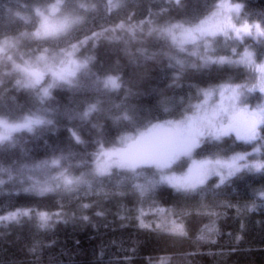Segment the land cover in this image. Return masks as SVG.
<instances>
[{
	"label": "trees",
	"instance_id": "obj_1",
	"mask_svg": "<svg viewBox=\"0 0 264 264\" xmlns=\"http://www.w3.org/2000/svg\"><path fill=\"white\" fill-rule=\"evenodd\" d=\"M221 1L0 0V41L16 39L0 58V116L44 121L0 141V218L28 211L0 220V264H264V170L212 174L191 189L155 181L153 165L94 171L102 148L153 122L183 118L204 88L229 79L227 65L203 60L227 55L237 41L217 36L208 48L200 45L206 58L182 60L169 54L164 38L156 39L158 29L200 20ZM227 1L243 6L246 20L264 24V0ZM51 6L57 7L51 16L68 21L66 30L34 35L40 12ZM84 38L90 39L77 56L87 63L77 83L48 86V96L25 84L11 65L10 59L39 61L43 51ZM244 44L264 58V42ZM108 76L119 77L118 87L101 84ZM231 140L206 141L170 170L183 169L190 157L214 159L249 148L228 145ZM51 158L61 161L66 178L43 191L26 173Z\"/></svg>",
	"mask_w": 264,
	"mask_h": 264
},
{
	"label": "rangeland",
	"instance_id": "obj_2",
	"mask_svg": "<svg viewBox=\"0 0 264 264\" xmlns=\"http://www.w3.org/2000/svg\"><path fill=\"white\" fill-rule=\"evenodd\" d=\"M224 3L236 4L222 0L212 12L200 20L172 22L169 26L158 29V38L156 39L159 43V40L161 41L159 36L164 38L163 40L167 41L171 50L169 54L172 53L173 57H177L174 54H179L182 60L187 59L190 54L201 55L202 58H206L205 55L207 54L202 52V55L199 47L202 44L204 48L206 46L208 48L212 38L217 36H221L224 41L228 39L237 41L227 55H220L218 59L208 57L203 60V64L206 65L217 62L227 65L231 74L230 80H228L230 82H224L216 87L204 88L202 98L197 102L193 112L183 118L153 122L136 133L123 135L117 144L102 148L96 156V164L94 165L96 173L102 175L114 167L135 169L143 165H153L154 171L158 173L155 181L173 186L182 178H187L193 182L197 181L205 169L211 170L207 178L212 174L218 175L219 178H226L240 170L253 172L264 170V167H257L258 165L264 166V58L258 59L248 44H244L245 39L249 43L264 42V37L258 36L254 27L251 37L243 36V34L237 37L231 29H228L226 33L216 31V25L222 24L225 18H231L233 23L237 21L242 23L246 20L242 16V9L240 12H236L221 8L220 5ZM56 10L57 7L51 6L47 11L40 12L39 26L34 35H54L66 30L67 20L58 16L57 18L51 16L55 15ZM249 22L252 25L259 23L252 20ZM126 26L129 28V24ZM207 29L216 31V34L212 35ZM94 36L96 37L97 34L90 37ZM89 39L84 38L67 48L51 53L43 51L38 56L39 61L25 58L22 62H14V59H10V62L12 67L21 74L25 84L37 88L40 93L48 96V86L51 87L58 83L74 86L77 83H74L76 74L87 63L86 57L79 58L77 54ZM15 41V38H5L0 41V58L9 55L7 50L16 44ZM190 45L192 48L188 50ZM186 50L188 51L185 53ZM101 84L107 88H115L120 84V79L118 76L104 77L101 79ZM43 123L44 121L33 116L25 115L16 120L0 116V141L10 139L11 133L16 129L20 128L32 132ZM237 127L241 130V136L245 135L248 129L254 127L255 138H238ZM229 128L232 130L227 131L226 134L221 131ZM228 138H232L228 145L241 143L242 145H249V148L247 150L240 149L226 157L214 159L190 157L183 169L170 170L181 158L190 156L194 149L202 143L210 140L226 141ZM157 152L161 153L159 164L156 161L146 162ZM239 156H244V159H237ZM65 173L66 169L62 166L61 161L51 158L40 160L31 165L26 177L31 179L36 187L44 191L51 187L53 181L65 179ZM170 177L175 179L169 182L168 178ZM199 184L201 183H195V187ZM18 210L21 211L20 215L8 218ZM23 210L25 209L11 211L3 215L0 220L17 218L23 215Z\"/></svg>",
	"mask_w": 264,
	"mask_h": 264
},
{
	"label": "snow or ice",
	"instance_id": "obj_3",
	"mask_svg": "<svg viewBox=\"0 0 264 264\" xmlns=\"http://www.w3.org/2000/svg\"><path fill=\"white\" fill-rule=\"evenodd\" d=\"M221 8H225L228 9L230 11H236V12H240L242 9V5L240 3H236L235 5H231L228 3H224L220 5ZM264 24L262 23H256L254 25H252L249 20H244L242 23L240 21H237L236 23L232 22L231 18H225L224 22L222 24L216 25V31H224L226 33V31L228 29H231L233 32L236 33L237 37H240L242 34L243 36H248L251 37L253 35V27L255 28V32L258 36L264 37V26H262ZM208 32H210L212 35L216 34V31H211L209 29H207ZM247 55V53H245ZM113 84H115L114 81H112ZM232 130L231 128L226 129V130H221L223 132H226ZM237 131V137L241 138V139H254L255 138V128L252 127L251 129H248L245 132V135L241 136V130L239 127L236 128ZM161 159V153L157 152L153 155V157L146 161L148 163L156 161L159 164V161ZM237 159H244V156H239L237 157ZM219 163V162H217ZM257 167H264L262 165H258ZM101 171L103 172V169H101ZM211 170L210 169H205L201 172V175L199 177V179L195 182L187 179V178H182L180 180L177 181V183H175L173 186L176 188H183V189H190V188H194L195 187V183H203L204 180L207 178V175L209 174ZM231 174V173H230ZM169 182H171L173 179L175 178H168ZM85 207H87V205H85ZM21 211H17L16 213L11 214L8 218H13L16 215H20ZM23 214L27 215L28 211L27 210H23ZM48 218L47 214H41V219L46 220Z\"/></svg>",
	"mask_w": 264,
	"mask_h": 264
},
{
	"label": "flooded vegetation",
	"instance_id": "obj_4",
	"mask_svg": "<svg viewBox=\"0 0 264 264\" xmlns=\"http://www.w3.org/2000/svg\"><path fill=\"white\" fill-rule=\"evenodd\" d=\"M230 76H231V75H230ZM228 80H230V77H229V79H228ZM228 80H227L226 82H230V81H228Z\"/></svg>",
	"mask_w": 264,
	"mask_h": 264
}]
</instances>
